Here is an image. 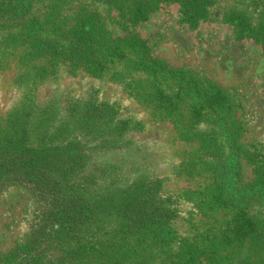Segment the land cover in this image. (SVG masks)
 <instances>
[{
	"label": "rangeland",
	"instance_id": "1",
	"mask_svg": "<svg viewBox=\"0 0 264 264\" xmlns=\"http://www.w3.org/2000/svg\"><path fill=\"white\" fill-rule=\"evenodd\" d=\"M212 2L208 19L191 30L177 2H162L146 22L131 25L107 0H0V141L14 136L63 152L61 169L49 175L55 194L27 182L0 185V264L50 232L57 198L119 197L140 184L157 192L169 219L123 235L119 218H111L101 237L90 234L95 224L83 225L85 240L126 243L89 264L173 263L182 243L217 232L241 207L264 222V184L255 183L264 182V47L237 40L225 22L240 13L255 30L264 27V0ZM90 15L121 48V55L100 54L105 67L96 73L70 55L79 18ZM129 37L146 49L138 54ZM144 60L164 66L149 69ZM194 83L223 91L225 119L193 122L194 106L209 104ZM157 85L166 94L178 89L176 103L159 101ZM217 185L227 207L207 201ZM43 254L45 261L58 255Z\"/></svg>",
	"mask_w": 264,
	"mask_h": 264
},
{
	"label": "trees",
	"instance_id": "2",
	"mask_svg": "<svg viewBox=\"0 0 264 264\" xmlns=\"http://www.w3.org/2000/svg\"><path fill=\"white\" fill-rule=\"evenodd\" d=\"M12 1V0H7ZM112 7L120 9L131 25L146 22L150 12L158 8L162 2H177L181 7L183 21L189 29L196 30L201 22L206 21L212 0H107ZM11 10V7L9 8ZM23 17L22 12H18ZM97 17L90 15L79 18L75 26L71 59L83 61L85 71L96 73L105 67V62L99 59L100 54L109 56L121 55L116 42L106 36L101 30ZM225 22L233 26L235 38L239 41L253 38L264 47V27L254 29L240 13L228 14ZM35 26V24H31ZM129 46L139 54L144 51L145 42L129 37L126 39ZM150 69L152 64L162 65L159 62L143 61ZM152 63V64H147ZM153 69L160 71L158 66ZM200 94L209 104L202 103L193 108V122L222 121L229 110L228 97L219 88L209 86L201 88L194 83ZM159 101L173 105L174 99L180 95L178 89L168 94L157 85ZM183 87V86H181ZM205 101V100H204ZM63 152L57 147L33 146L14 136L11 139L0 141V185L7 182L20 181L32 184L41 192L55 194L56 187L49 182V175L61 169L60 158ZM257 185H263L261 178L255 179ZM55 191V192H54ZM223 185H217L213 195H209L208 202L218 207H227L230 202ZM59 205L54 212L47 216L54 223L50 232L35 239L23 250L22 257L11 256L14 262L8 264H89L92 255H106L115 249L123 251L126 243L112 245L104 236V241H88L80 236V230L85 224H95L90 234L102 236L107 228V221L119 218L123 235L144 233L160 229L169 219V213L157 192L145 184L136 186L131 192L105 199L95 198L91 201H67L56 199ZM80 240H74L77 234ZM86 234V233H83ZM126 239V238H125ZM126 242V241H125ZM123 244V245H122ZM248 248L247 254L243 252ZM57 250L58 255L49 260L43 254L44 250ZM178 260L170 264H260L264 262V222L252 217L244 208H238L230 221L220 226L217 232L209 230L203 235L202 241H185L179 249ZM245 253V252H244Z\"/></svg>",
	"mask_w": 264,
	"mask_h": 264
}]
</instances>
